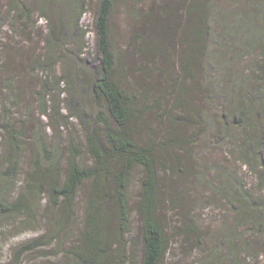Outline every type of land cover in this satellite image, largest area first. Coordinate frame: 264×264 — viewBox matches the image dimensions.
<instances>
[{
	"label": "trees",
	"instance_id": "16d2710c",
	"mask_svg": "<svg viewBox=\"0 0 264 264\" xmlns=\"http://www.w3.org/2000/svg\"><path fill=\"white\" fill-rule=\"evenodd\" d=\"M0 1H3L0 7V73H8L12 68L14 59L19 55L14 49L17 44L15 38L26 36L27 24L34 16H38L47 23H52L43 40L47 57H34L31 61L32 68L41 62L51 70L56 64L62 63V83L68 90L74 91L72 98L66 100V109L76 110L82 100H90L98 107L91 115L80 114L81 108H78L80 113L74 112L84 128V143L90 165H83L75 146L69 148L68 157L63 162L58 154L59 150L51 149L46 139L38 133L32 134V152L35 158L20 193L16 192V178L24 148L23 134L26 131L21 129V125L13 123L9 116L0 117V130L7 147L5 153L0 151V222L8 217H15L22 218L24 224L33 225L36 220L35 207L24 201L27 194L45 195L47 205L58 216L47 225L46 235L19 247L16 259L53 243L57 242L58 245L57 240L62 231L67 224L75 221L79 196L87 184L78 241L66 251L63 248L64 241H60L58 245L65 259L70 260L66 264H132L133 256L129 253L132 244L128 239L132 215L129 192L135 169L140 168L142 179L134 211L140 222L139 264H164L169 239L159 218V207L163 202L159 169L172 171L162 160L166 151L181 147L179 143L183 139L178 136V141H174L171 138L174 134H157L151 123L143 121L147 116L153 115L157 124L161 125L162 122H169L174 110H180L182 117L179 116L177 121L172 122L180 130L206 123V115L190 103L182 101L181 97L186 98L197 92L206 94L210 83L211 89L207 95H213L214 91L221 94L220 89L223 87L220 86L223 85H218V78H213L224 70L222 67L225 63H215V60L220 59L225 51L233 54L240 49L250 55L261 50L263 65L257 68L261 74L258 78L260 91L258 94L252 92L251 77L240 75L239 82L234 77L229 85L231 91L223 90L221 94L223 100L228 102V107L226 106L227 111L221 109L219 130L224 136L236 131L243 133L245 156L251 160L248 166L257 170L259 168L258 186L264 194V33L260 27L251 24L249 18L251 11L250 16L254 13L264 19V0H251L247 14H236V11L230 14L225 9L223 0H186L180 8L177 7L176 0H167L163 13L169 17L168 20L160 23V27L158 25L151 28L149 32L135 34L137 43L129 55L131 60L136 57L142 61L139 65L140 72L148 73L151 77L155 65L170 58V43L175 44L174 34L179 33L178 45L172 51L179 48L182 50V57L176 65H171L172 71L175 68L174 72L167 75L162 71L165 78L157 83L159 86L155 90L163 99L153 100L148 98L146 91L140 88L134 77H127V70L132 68H128L126 59L120 57L109 27L114 0H96V9L92 14L93 30L88 31L94 37L92 55L85 60H81L80 56L91 44L85 41L87 31L82 33L79 21L86 13L88 0ZM148 14L153 15L154 12ZM234 16L242 17L243 25L238 22L234 25L231 21ZM170 22L175 26L171 27ZM69 47L74 49L72 55H68ZM125 57L128 58L126 55ZM82 75L85 80L80 82ZM196 78L203 79L205 83L195 84ZM230 78L231 76H226L224 79L231 80ZM186 80L191 81L194 87L186 86ZM2 82L5 85L0 90L1 98L6 95L16 102V96L11 91V81L4 79ZM165 84L168 89L167 86L164 88ZM146 89L154 91L151 86ZM242 89L244 92L241 97ZM237 96L239 104L236 105L233 102ZM40 98L39 110L45 113L44 99ZM164 100L167 101L164 103ZM1 108L2 103L0 113ZM147 134L148 139H145ZM231 194L228 196L229 203L234 207L238 226L231 232H220L221 242L217 249L204 251L208 264L217 262L216 253L220 251H225L224 259L233 264L242 261L240 251L249 250L243 236L237 232L239 222L243 219L247 218L246 223L251 227L252 237L256 234L264 238V201L260 203L257 198L245 197L244 194L239 198L235 193ZM235 198L237 201L233 202ZM172 203L169 200L168 204ZM177 207L178 204L173 209ZM188 222L182 234L195 238L201 248L203 243L199 237V229L194 222Z\"/></svg>",
	"mask_w": 264,
	"mask_h": 264
},
{
	"label": "rangeland",
	"instance_id": "374dc122",
	"mask_svg": "<svg viewBox=\"0 0 264 264\" xmlns=\"http://www.w3.org/2000/svg\"><path fill=\"white\" fill-rule=\"evenodd\" d=\"M166 1L114 0L109 24L120 57L126 59L128 68H132V70H127V77H134L135 82L139 84L142 90L146 91L148 98L151 100L153 98L163 99L155 90V87L159 86L157 83L162 82L165 78L162 71L167 75L174 72L175 68L172 71L171 65H176V62L182 57V50L179 48L172 51V48L178 45L179 33L174 34L175 44L170 43V58L163 60L161 64L155 65L151 77L148 73L140 72L139 65L142 61H139L136 57L131 60L129 55L137 43L135 34L141 31L149 32L151 28H156L160 23L168 20L169 17L163 13ZM185 1L176 0L177 7H182ZM223 1L226 4L225 9L230 14L235 13V11L236 14L237 12L247 14L252 4L251 0ZM32 2L37 4L36 1ZM2 4L3 1H0V7ZM95 9L96 0H88L85 6L86 13L82 15L79 21L82 33L87 31L85 41L91 44L86 45L87 47L82 52L83 55L80 56L81 60H85L92 55L94 37L88 31L93 30L92 14ZM151 11L154 12L153 15L148 14ZM250 12L251 24L260 27L264 33V19L253 12L250 16ZM231 21L234 25L237 22L243 25L244 19L234 16ZM51 23L52 21L47 23L44 19L34 16L27 24V35L15 38L17 44H15L14 49L19 52L18 58L14 59V64L8 73H0V79H2L0 90L5 85L2 81L9 79L12 83V95L16 96L17 99L14 102L13 98L6 95L1 98L0 94V103L3 104L0 117L3 115L9 116L13 123L21 125V129L26 131L23 134L24 148L21 154L19 174L16 178L17 193L23 191L30 166L35 158L32 152V134L38 133L46 139L51 149L59 150L58 154L63 162L68 157L69 148L75 146L79 151L80 161L83 165L89 166L91 163L85 149L84 128L74 112L80 113L81 111L78 108H81L82 112L80 114L91 115L96 112L95 108L98 109V107L94 106L90 100H82L76 110L66 109L68 103L66 100L72 98L74 91L68 90V87L62 83L61 77L64 72L62 63L56 64L51 70L41 62H38L39 65L33 68L31 65L34 57H43V59L47 57L48 53L43 40ZM170 26L174 27L175 25L172 26L170 22ZM146 36L145 38H147ZM152 39L155 38L152 37ZM68 49V55H72L74 49L72 47ZM260 53L261 50H257L250 55L240 49L234 51L233 54H227V51H225L220 59L215 60V63L219 61L225 63L222 67L224 69L222 73L220 72L218 76L216 75L213 78L215 80L218 78V85H223L220 86L223 87L220 89L221 94L223 90L231 91L229 85L232 84L234 77H236V82H239L240 75L251 77L252 92L258 94L260 91L258 89V78L261 74L257 68L263 65ZM133 72L134 74H132ZM226 76H231V80L224 79ZM84 80L85 76L82 75L80 82ZM204 83L203 79H195L197 85ZM185 85L191 88L194 87V84L189 80H186ZM149 86L154 91L147 90L146 88H149ZM165 86L168 89V85L165 84L164 88ZM160 87L162 88V86ZM210 89L211 83L206 90V94L197 92L186 98L181 97L182 101L190 103L206 115V123L196 124L193 128L191 126L183 127L180 130L176 124L172 123L177 121L179 116L182 117L183 114L180 110H174L169 122H162L161 125L157 124L153 115L147 116L143 121L146 124L151 123L153 131L157 134L162 132L166 135L168 133L174 134L171 137L174 141H178V136L183 139V142L179 143L181 147H175L170 152L166 151L165 158L163 156V163L172 171L159 169V187L161 188V200L163 201L161 207H159V218L169 239V249L164 264H208L204 257V251L212 248L217 249L221 242L220 232H231L238 226L236 224L238 218L234 207L229 203V193L230 195L235 193L239 198L241 194H244L245 197L257 198L260 203L264 201V194L258 186L260 170L248 166L251 160H249L250 157L245 156L243 133L236 131L224 136L219 130L221 109L226 110L228 102H225L217 91L213 92L211 90L213 95H207ZM243 92L244 89L240 91L241 97ZM40 97L44 99L45 113L39 110ZM166 101L164 100V103ZM235 101L233 104H239L238 96ZM171 105L172 99L169 101L170 108ZM145 139H148V134ZM6 150L2 130H0V151L5 153ZM63 162L61 163V170H63ZM141 179L142 171L140 168H136L129 192L132 215L131 231L128 239L132 244L129 251L130 255L133 256L132 264H139L141 252L140 222L134 213L138 202ZM87 188L88 185L85 184L79 196L78 205L75 209V221L67 224V227L62 231V235L59 236V240H57L58 245H60V241H64L63 248L65 251L69 246H75L78 241L82 224L83 196H85ZM169 200L173 202L171 205L168 204ZM24 201L27 204L32 203L31 206L35 207L36 220L32 223L33 225L24 224L22 218L15 217H8L0 222V264L69 263L70 260L65 259L57 242L51 246L19 256L16 259L19 247L21 248L26 243L46 235L48 232L47 225L58 218L56 211H53L47 205L45 195L27 194ZM235 201H237L236 198L233 202ZM176 204L179 207L173 209ZM246 219H243L244 222H239L237 232L243 236L242 239L246 241L249 250L247 249V252L240 251L242 261L239 264H264V238L256 234L252 237V230H250L251 227L247 224L248 220ZM188 221L194 222L199 229V237L203 243L201 248H199L200 244L195 238L182 234L184 227L189 223ZM216 254L218 257L217 262L210 264H233L230 260L224 259L225 251Z\"/></svg>",
	"mask_w": 264,
	"mask_h": 264
}]
</instances>
